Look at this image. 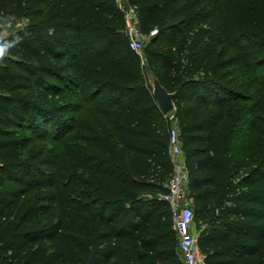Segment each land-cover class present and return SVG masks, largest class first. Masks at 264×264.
Segmentation results:
<instances>
[{"label": "trees", "instance_id": "16d2710c", "mask_svg": "<svg viewBox=\"0 0 264 264\" xmlns=\"http://www.w3.org/2000/svg\"><path fill=\"white\" fill-rule=\"evenodd\" d=\"M5 1L29 21L2 40L11 47L0 59V220L13 214L0 223V264H181L157 197L172 170L169 120L147 70L174 93L203 264H264V159L239 174L232 146L248 131L264 142V0H213L208 10L197 9L204 0H124L142 33L156 29L142 58L115 0ZM235 66L252 94L232 83ZM30 89L42 99L78 93L80 103L46 106ZM83 108L77 143L25 152L34 139L60 140Z\"/></svg>", "mask_w": 264, "mask_h": 264}, {"label": "rangeland", "instance_id": "374dc122", "mask_svg": "<svg viewBox=\"0 0 264 264\" xmlns=\"http://www.w3.org/2000/svg\"><path fill=\"white\" fill-rule=\"evenodd\" d=\"M58 0H46V6L55 5ZM213 0H204L198 5V10H208L212 5ZM123 3V1L121 2ZM29 18L25 15L24 10L20 9L15 3H8L5 1L2 5H0V44H2L3 38L7 35H10L15 30L20 29L28 23ZM235 87L244 86V91L242 93L252 94L256 90V85L253 84L251 77L245 73L239 66L233 67L230 77ZM147 82L148 79L146 78ZM26 93L31 94L35 97V100L46 106L52 105L56 102L63 101H77L80 103L78 93H73L70 95H64L59 98H46L42 99L37 94H39L38 90L30 89L26 91ZM233 107L228 105L226 107V111L224 113V118L222 119V127L229 122L230 113ZM73 116L74 124H72L71 129L64 134V136L58 140L53 141L51 138H44L40 140L34 139L29 143L28 147L25 148V152L27 149L36 151L41 150L43 154H47L50 151H58L64 143H77L78 134L81 130L84 129L85 119L89 117V111H86L84 108L82 110H77L70 114ZM76 117L79 120L76 122ZM90 119V118H89ZM85 120V121H84ZM89 122V121H88ZM92 122V121H91ZM90 123V122H89ZM220 127V128H222ZM232 146L234 157L241 163V168L239 170V174H243L248 168L254 165L257 161L264 159V142L253 133V131H248L245 134L237 135L232 139ZM38 191H33L29 195L35 196ZM53 217H56L55 209L51 210ZM13 214V209L10 208L6 211L4 217L0 220V223L8 222L11 219ZM192 230L194 229V224L192 225Z\"/></svg>", "mask_w": 264, "mask_h": 264}, {"label": "built area", "instance_id": "2783aa9c", "mask_svg": "<svg viewBox=\"0 0 264 264\" xmlns=\"http://www.w3.org/2000/svg\"><path fill=\"white\" fill-rule=\"evenodd\" d=\"M122 1L123 3H121ZM115 2L122 12V32L127 38L128 47L142 58L143 47L149 37L156 34V29H151L148 34L142 33L139 29L138 17L135 9L126 6L124 0H115ZM173 115L174 113L165 116L169 120L168 153L172 164V170L164 184L166 191L159 193L157 197L167 202L170 208L172 229L176 234L180 263L203 264L204 256L197 247L196 233L192 230L193 209L191 201L187 197V175ZM147 196L150 197L149 194Z\"/></svg>", "mask_w": 264, "mask_h": 264}, {"label": "water", "instance_id": "95a60500", "mask_svg": "<svg viewBox=\"0 0 264 264\" xmlns=\"http://www.w3.org/2000/svg\"><path fill=\"white\" fill-rule=\"evenodd\" d=\"M145 76L148 79V84L151 87V94L155 100L162 115L166 116L174 113V93L168 92L158 81L157 77L151 72L146 71Z\"/></svg>", "mask_w": 264, "mask_h": 264}, {"label": "clouds", "instance_id": "9594fccd", "mask_svg": "<svg viewBox=\"0 0 264 264\" xmlns=\"http://www.w3.org/2000/svg\"><path fill=\"white\" fill-rule=\"evenodd\" d=\"M17 39L19 40V37ZM10 47V44H0V59H3L5 57Z\"/></svg>", "mask_w": 264, "mask_h": 264}]
</instances>
